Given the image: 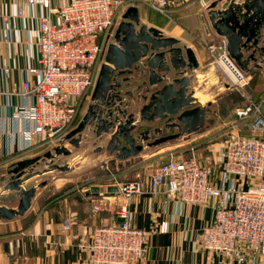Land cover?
<instances>
[{
	"label": "built area",
	"instance_id": "obj_1",
	"mask_svg": "<svg viewBox=\"0 0 264 264\" xmlns=\"http://www.w3.org/2000/svg\"><path fill=\"white\" fill-rule=\"evenodd\" d=\"M26 2L48 10L39 24L38 66L30 69L40 80L23 83V95L33 102L16 113V118L32 124L25 133L24 149L31 151L53 146L76 127L85 100H90L96 87L113 30L125 12L145 6L171 19L180 0H68L56 10L51 9V0ZM199 2L203 8L209 4L207 0ZM209 53L211 65L226 74L233 90H242L250 83L253 75L242 77L235 70L226 59L223 42L211 45ZM263 103L264 97L258 105L250 103L236 110L238 121L223 132L221 149L213 147L199 157V146L192 147L188 158L173 152L168 161L154 167L149 180L151 194L178 199L183 206H204L219 198L213 221L199 237L200 245L215 253L242 252V263L246 261L243 252L264 257ZM244 129L249 136L243 134ZM102 170L109 174L110 184L102 195L90 198L91 213L110 212L113 216L110 223L90 233L89 242L80 244L89 255L85 264H142L148 255L147 233L133 226L131 205L135 196L144 193V183L140 178L120 181L108 163ZM109 187L118 191L109 193ZM75 221L76 217L65 222L63 231L70 232Z\"/></svg>",
	"mask_w": 264,
	"mask_h": 264
},
{
	"label": "water",
	"instance_id": "obj_2",
	"mask_svg": "<svg viewBox=\"0 0 264 264\" xmlns=\"http://www.w3.org/2000/svg\"><path fill=\"white\" fill-rule=\"evenodd\" d=\"M204 11L207 33L222 40L235 70L242 77L264 73V0H214ZM199 69L191 48L144 23L138 8L130 7L107 47L82 120L51 149L14 163L0 178V220L23 217L48 186L43 177L75 172L77 159L87 166L107 153L125 161L212 126L213 102L205 96L233 91L232 83L216 65L203 83ZM17 200L16 208L6 205Z\"/></svg>",
	"mask_w": 264,
	"mask_h": 264
},
{
	"label": "crops",
	"instance_id": "obj_3",
	"mask_svg": "<svg viewBox=\"0 0 264 264\" xmlns=\"http://www.w3.org/2000/svg\"><path fill=\"white\" fill-rule=\"evenodd\" d=\"M207 1L210 3L214 0ZM67 3L68 0H51V9H59ZM137 8L144 23L180 40L194 51L200 64L198 74L202 77L201 81L207 83L211 73V68L207 69L211 59L209 47L220 44L222 40L207 33L205 11L199 0H180L172 11L173 17L167 20L148 7ZM21 10L24 11L23 15L20 14ZM45 16H48V10L42 5H29L26 0H0L1 179L14 163L46 152L43 148L24 151L25 133L32 128V124L16 118L20 107L33 102L31 97L23 95V83L30 79L36 84L40 80V77L30 74V69L38 66L36 43L39 24ZM52 18L56 20L55 16ZM85 113L81 112L78 123ZM173 148L170 144L163 145L153 152L145 151L125 161H119L107 153L99 155L100 166L108 162L111 169L112 162L125 170L126 164H129V171L112 172L120 181L127 180L126 174L130 171H137L133 180L140 178L144 183V193L135 196L131 205L133 226L147 233L148 255L142 264H264V257H253L250 251L243 252L246 261L242 263L239 260L242 252L221 254L210 252L200 245L199 237L213 221L219 198L204 206H183L178 199L150 193L152 171L149 168L163 162L160 155L167 150L165 157L170 158L171 153L175 152ZM196 155L200 157L199 151ZM100 174L93 177L96 181L90 179L94 183L77 191L62 190L55 184L48 185L39 190L31 209L23 217L0 220V264H85L89 255L88 251L79 247L80 244L89 242L90 233L110 223L113 216L110 212L99 215L91 213L90 198L93 192L89 187L99 188L100 192L94 196H100L110 184L107 182L109 174L105 171ZM6 205L16 208L18 200ZM75 217L72 230L64 232V223Z\"/></svg>",
	"mask_w": 264,
	"mask_h": 264
},
{
	"label": "rangeland",
	"instance_id": "obj_4",
	"mask_svg": "<svg viewBox=\"0 0 264 264\" xmlns=\"http://www.w3.org/2000/svg\"><path fill=\"white\" fill-rule=\"evenodd\" d=\"M165 18L167 20V17ZM144 19H146V17H144ZM116 27L113 30V34L115 33ZM211 64L212 62L210 59L207 69L212 67ZM251 82L252 80L242 90L237 88L233 91L225 92L224 94H220L218 96H214V95L211 97L205 96L206 100L208 99L212 102H215L213 107L211 106L209 108V114L212 115V117L215 119L214 124L212 126H207L201 131H199L198 133L185 137L184 139L180 141L170 142L169 143L170 146L174 147L172 151H175L174 153L178 152L177 154L178 156L188 158V157H191L190 149L192 147L199 146L197 150L199 151L200 156L207 155L209 153V150H212L213 147L217 149H221L222 144L225 140L223 132L226 130L227 127H230L232 123L238 121L236 118V114H235L236 110L245 108L246 106L250 105V103L256 104V102L253 101V95H252V92L254 90L253 89L254 85ZM261 89H262L261 91H263L264 87H262ZM88 101L89 100H85L82 111L86 112L88 104H89ZM258 104H260V102ZM261 110L264 113V109L262 106H261ZM245 130L247 129L243 130V134L249 136L250 133L246 132ZM56 143L57 141L54 144ZM175 146H177V148ZM51 147H44L43 149L44 151H47L51 149ZM155 149L157 148L148 149L146 153H150V151L153 152ZM167 151L163 152L165 154L160 155V156H163L161 158V161L163 162L167 161L169 158L168 156L165 157L166 153H168ZM74 152L76 153V151ZM141 160L142 159H140L139 161ZM82 162L83 161H81L80 159H77L75 162L71 163V167L73 169L75 168L74 170L75 172H72L70 174H55V175L44 176L43 179L48 182L49 186L54 185V184L55 186L59 185L60 186L59 189H62V190L82 189L83 187L88 186L89 183L90 184L94 183L95 179L93 177L98 176V175L101 176L102 174L100 173H102L103 171L101 168L102 166H100V161L98 163L90 162L87 166H84ZM110 165L112 167L110 172L116 171L117 173H119V172L131 170L130 166H128L129 164H126L127 167L125 168V170L121 168L119 169L118 165L116 166L112 162ZM154 167L149 168V170L152 171ZM136 173L137 171H130L129 173L126 174V177H127L126 179L133 180V178L136 177L135 176ZM90 179H94V180H90ZM51 188L54 189V187H51Z\"/></svg>",
	"mask_w": 264,
	"mask_h": 264
},
{
	"label": "trees",
	"instance_id": "obj_5",
	"mask_svg": "<svg viewBox=\"0 0 264 264\" xmlns=\"http://www.w3.org/2000/svg\"><path fill=\"white\" fill-rule=\"evenodd\" d=\"M254 87H253V101L256 102V104H258L259 102H261V100L264 97V90L261 91L262 87H264V73H256L253 75L252 78V82ZM263 109H264V103L262 105ZM168 161V160H167ZM95 195V193H93V196Z\"/></svg>",
	"mask_w": 264,
	"mask_h": 264
},
{
	"label": "bare ground",
	"instance_id": "obj_6",
	"mask_svg": "<svg viewBox=\"0 0 264 264\" xmlns=\"http://www.w3.org/2000/svg\"><path fill=\"white\" fill-rule=\"evenodd\" d=\"M229 71V70H228ZM230 72V71H229ZM230 74L232 75V73L230 72ZM233 76V75H232ZM234 77V76H233ZM200 99L203 101V100H205V98L204 97H201L200 96Z\"/></svg>",
	"mask_w": 264,
	"mask_h": 264
}]
</instances>
